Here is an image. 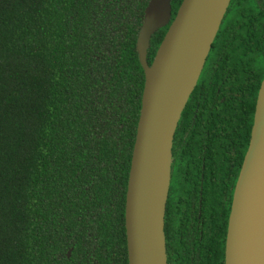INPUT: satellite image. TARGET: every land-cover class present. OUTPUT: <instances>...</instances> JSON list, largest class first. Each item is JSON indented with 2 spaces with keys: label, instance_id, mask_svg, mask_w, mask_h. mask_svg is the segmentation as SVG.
<instances>
[{
  "label": "trees",
  "instance_id": "16d2710c",
  "mask_svg": "<svg viewBox=\"0 0 264 264\" xmlns=\"http://www.w3.org/2000/svg\"><path fill=\"white\" fill-rule=\"evenodd\" d=\"M147 1L0 0V264H127L125 194L144 83L135 44ZM249 23L229 44L218 35L209 57L224 52L242 87L243 149L264 73V18ZM167 27L151 35L149 63ZM229 116L222 147L239 117Z\"/></svg>",
  "mask_w": 264,
  "mask_h": 264
},
{
  "label": "water",
  "instance_id": "95a60500",
  "mask_svg": "<svg viewBox=\"0 0 264 264\" xmlns=\"http://www.w3.org/2000/svg\"><path fill=\"white\" fill-rule=\"evenodd\" d=\"M229 0H148L136 50L144 72L125 194L127 264H166L172 138ZM168 24L149 63L151 35ZM70 250H68V253ZM225 264H264V75L228 217Z\"/></svg>",
  "mask_w": 264,
  "mask_h": 264
},
{
  "label": "flooded vegetation",
  "instance_id": "af4514ba",
  "mask_svg": "<svg viewBox=\"0 0 264 264\" xmlns=\"http://www.w3.org/2000/svg\"><path fill=\"white\" fill-rule=\"evenodd\" d=\"M258 18H264V0H229L214 39L219 35V39L225 38L229 44L232 31L239 32L240 38L247 37L248 23ZM241 43L234 41L231 47L242 51ZM212 44L172 138L164 212L166 264H221V257L225 264L228 217L236 179L251 137L254 112L251 115L250 109L245 111L251 126L243 149L242 87L230 82L231 66L224 52L217 59L209 58ZM236 55L232 54L233 59ZM203 71L204 77L201 76ZM200 77L210 84L198 85ZM246 97L250 99V93ZM227 98H236V101ZM231 106L237 110L230 109ZM234 112L239 117L237 123H231L234 129L231 143L222 147L230 128L229 115Z\"/></svg>",
  "mask_w": 264,
  "mask_h": 264
}]
</instances>
